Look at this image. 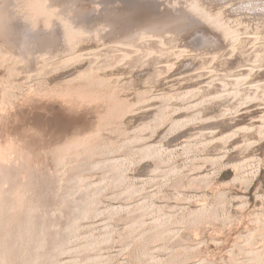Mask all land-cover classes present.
Instances as JSON below:
<instances>
[{"label": "rangeland", "instance_id": "rangeland-1", "mask_svg": "<svg viewBox=\"0 0 264 264\" xmlns=\"http://www.w3.org/2000/svg\"><path fill=\"white\" fill-rule=\"evenodd\" d=\"M11 190L0 239L44 205L52 264H264V0H0Z\"/></svg>", "mask_w": 264, "mask_h": 264}, {"label": "bare ground", "instance_id": "bare-ground-1", "mask_svg": "<svg viewBox=\"0 0 264 264\" xmlns=\"http://www.w3.org/2000/svg\"><path fill=\"white\" fill-rule=\"evenodd\" d=\"M173 11V10H172ZM201 11V10H200ZM182 13V12H181ZM192 14V13H191ZM200 14V13H199ZM198 14V15H199ZM181 15V17L183 18V16H182V14H180ZM180 15L179 16H176V17H178L177 18V20L178 19H181L180 18ZM168 17L170 16V15H167ZM185 16V15H184ZM156 18V17H155ZM154 18V19H155ZM171 19H172V17H170ZM170 18H166V19H164V21L166 20V23H167V21L169 22L170 20ZM153 19V18H152ZM184 19V18H183ZM187 19V18H186ZM203 19V18H202ZM156 20V19H155ZM154 20V22L156 23V21ZM160 20V19H159ZM174 20H175V18H174ZM191 20V19H190ZM204 20V19H203ZM148 21V20H147ZM158 21V20H157ZM161 21V20H160ZM172 21V20H171ZM180 21H182V20H180ZM184 21H185V19H184ZM184 21H182V22H184ZM216 21V20H215ZM153 22V23H154ZM174 22V21H173ZM186 22V21H185ZM220 22V21H219ZM154 23V24H155ZM158 23H160V22H158ZM157 23V24H158ZM161 23H165V22H161ZM172 23V22H171ZM181 23V22H180ZM194 23V22H193ZM139 24H142L143 25V22L141 23V22H139ZM145 24V23H144ZM152 24V23H151ZM174 24H175V22H174ZM177 24V23H176ZM189 24V23H188ZM187 24V25H188ZM206 24V23H205ZM142 25H139V26H142ZM165 25H167V24H165ZM180 25H182V24H180ZM193 25V24H192ZM211 25V24H210ZM215 25V24H214ZM144 26V25H143ZM158 25H156V27H157ZM159 26H161V24H159ZM179 26V25H178ZM136 27H138V26H136ZM146 27H147V25H146ZM150 27H151V25H150ZM155 26H153V28H154V30L155 29H157L158 30V28H156ZM174 27V26H173ZM180 27H182V26H180ZM211 27V26H210ZM217 27V26H216ZM121 28V27H120ZM130 28V27H129ZM134 28V27H133ZM139 28V30H136V32L138 31V32H140L141 30V28L142 27H138ZM149 28V27H148ZM148 28L146 29L145 27H144V29H146V30H148ZM175 28V27H174ZM173 28V29H174ZM137 29V28H136ZM151 29H152V27H151ZM176 29V28H175ZM174 29V30H175ZM167 30V29H166ZM172 29L170 28V31H171ZM177 30V29H176ZM182 30V29H181ZM186 30V29H185ZM214 30V29H213ZM223 30V29H222ZM124 31V30H123ZM151 31H153V29L152 30H150L149 32L147 31V33L146 34H148V33H150L151 34V37H148V38H153V37H156V38H154V39H158V44L157 45H159V43L161 44L162 43V37H161V32L160 31H153V32H151ZM169 31V32H170ZM224 31V30H223ZM230 31V30H229ZM135 32V31H134ZM134 32H132V34H130V35H132V37H129V38H127L126 40H132L133 39V37L135 38L136 37V41H138V40H140L141 38L139 37V34H137L138 35V39H137V35H136V33H134ZM137 32V33H138ZM142 32V31H141ZM144 32V31H143ZM166 32V31H165ZM175 32V31H174ZM179 33H180V31H178ZM182 32V31H181ZM134 33V34H133ZM167 33V32H166ZM165 33V34H166ZM173 33V32H172ZM176 33V32H175ZM225 33V32H224ZM228 34H230L229 32H227ZM126 34V33H125ZM127 34H129V32L127 33ZM144 34V33H143ZM169 34V33H168ZM167 34V36H169ZM171 34V33H170ZM177 34V33H176ZM181 34V33H180ZM231 34H232V32H231ZM135 35V36H134ZM163 35H164V32H163ZM165 36L166 35H164V38H165ZM173 36V35H172ZM172 36H169V37H172ZM176 36V35H175ZM228 36V35H227ZM237 36V35H236ZM124 37V36H123ZM125 37H127V36H125ZM132 38V39H131ZM140 38V39H139ZM167 38V37H166ZM124 40V42H122V40ZM120 39V42L119 43H121V47L120 48H122V46H126L125 44H128V43H132V42H129V41H126L125 42V39L124 38H121ZM171 38H169V40H170ZM173 39H174V37H173ZM225 39H226V37H225ZM145 40V39H144ZM164 40V39H163ZM116 41H118V39L116 40ZM133 41V40H132ZM148 41H150V42H154L155 40H153V41H151V40H149L148 39ZM157 41V40H156ZM156 41H155V43H156ZM234 41V40H233ZM135 42V41H134ZM133 42V43H134ZM145 42V41H144ZM164 42V41H163ZM175 42V41H174ZM139 43V42H138ZM143 43V42H142ZM118 44V43H117ZM116 44V45H117ZM122 44H124V45H122ZM154 44V43H153ZM163 44H165V43H163ZM162 44V46H164ZM176 44V43H175ZM131 45V44H130ZM142 45V44H141ZM120 46V45H119ZM129 46V44L127 45V47ZM160 46V45H159ZM176 46V45H175ZM132 48V47H131ZM137 48V47H136ZM162 48V47H161ZM176 48V47H175ZM135 49V48H134ZM159 49V48H158ZM121 50V49H120ZM128 50V49H127ZM137 50V49H136ZM136 50H132V51H136ZM139 51V50H138ZM164 51H166V50H164ZM125 51H123V54H125L124 53ZM140 52V51H139ZM159 52V51H158ZM179 52V51H178ZM182 52V51H181ZM217 52V51H216ZM130 52H127V55L129 54ZM161 53V52H160ZM183 53V52H182ZM189 53V52H188ZM220 53V52H219ZM137 54V53H136ZM142 54V53H141ZM127 55H124L125 57L127 56ZM134 55V54H133ZM163 55V54H162ZM228 55V54H227ZM146 56V55H145ZM205 56V55H204ZM130 57V56H129ZM180 57V56H179ZM178 57V58H179ZM124 58V57H123ZM176 58V57H175ZM222 58V57H221ZM122 59V58H121ZM213 59V58H212ZM66 60V59H65ZM126 60V59H125ZM175 60V59H174ZM144 62V61H143ZM172 62V61H171ZM170 65V64H169ZM158 66V65H157ZM170 67V66H169ZM249 68V67H248ZM251 68V67H250ZM91 72V71H90ZM250 72V71H249ZM239 77V76H238ZM241 77V76H240ZM242 78V77H241ZM99 79V78H98ZM239 78H237V80H238ZM245 79V78H244ZM243 78H242V81L244 80ZM236 81V80H235ZM238 82V81H237ZM96 84V83H95ZM233 84V83H232ZM238 84V83H237ZM192 93V92H191ZM218 94V93H217ZM229 94V93H228ZM232 94V93H231ZM220 95V94H219ZM222 96V95H221ZM247 97V96H246ZM165 99V98H164ZM160 112V111H159ZM143 152H149V150H150V147L149 146H144L142 149H141ZM152 151V150H151ZM150 153V152H149ZM152 153V152H151ZM115 160V159H114ZM109 161V160H108ZM112 161V160H111ZM105 164V163H104ZM96 165H98V166H101L102 165V163L101 162H98ZM20 181V180H19ZM20 183V182H19ZM23 183V182H22ZM17 185V184H16ZM13 186H15V185H13ZM23 186V185H22ZM13 188L14 187H12V190H13ZM20 189V188H19ZM22 189V188H21ZM10 191L9 193H4L5 195L0 199V218H6L7 216H8V205L7 204H11V203H15L16 204V202H13L14 200H16L15 199V194H14V192L13 191ZM15 191H17V190H15ZM47 191V190H46ZM19 193V192H18ZM17 193V195H18V198H19V194ZM21 193V192H20ZM44 193V192H43ZM40 194V193H39ZM38 194V195H39ZM16 195V196H17ZM44 195V194H43ZM55 198V197H54ZM53 198V199H54ZM82 198V197H81ZM22 199V198H21ZM40 199H42V198H40ZM33 200V199H32ZM17 201V200H16ZM20 201V200H19ZM42 201V200H41ZM78 202H82L83 203V199H80V200H78ZM85 202V201H84ZM57 203V202H56ZM17 204H18V201H17ZM19 205V204H18ZM37 205V204H36ZM10 206V208H11V206L12 205H9ZM17 206V205H16ZM15 207V205L13 204V208ZM19 207V206H18ZM38 207V206H37ZM34 208V207H33ZM76 208H77V206H75L73 209H72V211H71V213H69L68 214V217H70V220H69V222H68V225L69 226H74L75 225V222H76V218L78 217V215H77V211H76ZM37 210H38V212H37V214H35V213H33V214H30V218L31 219H33V221L32 220H30L31 222H29V223H27V224H25V225H23V224H19V225H14L13 227H9L10 229L7 231V232H4V236L0 239V264H3V261H4V258H5V256H4V251L6 252V253H8V255L9 256H11V255H13V253H15V251L16 250H20L23 246V244H25V245H28V251H29V258H28V260L26 261V263H23V264H52L53 263V257H54V252H55V250H57L58 249V247L59 246H61L64 242H65V239H64V237H62V235H60L61 234V231L60 230H58V231H55V233H54V231H52L53 232V234L51 233V232H49V226H50V223L51 222H49V218H50V216L52 215V213H51V209L50 208H48V207H45L44 205L43 206H40V207H38V208H36ZM35 209V211H37ZM31 212H33V211H31ZM79 212V211H78ZM30 213V212H29ZM10 215V214H9ZM21 215H22V213H21ZM70 215V216H69ZM12 216V215H11ZM24 217V216H23ZM25 218V217H24ZM24 220V219H23ZM54 220V219H53ZM68 220V219H67ZM53 225V224H52ZM0 228H1V225H0ZM1 230V229H0ZM3 231V230H2ZM50 234H51V236H50ZM39 235H42V237L40 238H37V236H39ZM47 247H49L50 249H51V251H49V253L47 254V256L43 259H39V255H38V253H39V250L40 249H43V248H45V251H46V249L48 250V248ZM41 252V251H40ZM47 252V251H46ZM39 254H41V253H39ZM17 260V259H16Z\"/></svg>", "mask_w": 264, "mask_h": 264}]
</instances>
